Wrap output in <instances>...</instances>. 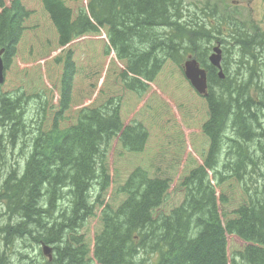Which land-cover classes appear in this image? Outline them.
Returning a JSON list of instances; mask_svg holds the SVG:
<instances>
[{
    "label": "trees",
    "instance_id": "1",
    "mask_svg": "<svg viewBox=\"0 0 264 264\" xmlns=\"http://www.w3.org/2000/svg\"><path fill=\"white\" fill-rule=\"evenodd\" d=\"M29 1L38 7L27 8L25 0H0L4 75L13 60L21 57L19 47L26 36L37 41L28 50L38 48V60L58 54L54 60L62 61L63 72L59 96L54 99L53 89H33V100H46V105L31 131L23 129V119L14 115L19 100L11 101V97L21 100L23 89L0 96V159L8 150L26 151L24 163L17 162L0 182V203L5 205L6 216L0 225V264H8L6 253L15 256L17 264H39L25 253L14 252L17 246L26 250L39 245L51 246L54 252L45 264H264V192L255 198L256 190L250 192L236 168V163L242 167L251 155L264 167V60L259 66L256 63L257 50H264V36L245 35L243 26L226 19L222 23L227 25L230 40L225 43L223 32L212 34V23L186 21L183 0H87L79 7L77 0ZM102 29L108 41L104 54L112 52L121 65L117 73L107 68L104 81L117 77L122 91L141 101L150 97L132 111L128 122L122 119L121 97L96 102L102 88L96 89L89 105L67 115L76 69L73 52L66 49ZM41 35L46 37L40 39ZM214 38L232 44L230 49L235 47L248 58L246 72L255 85L245 86L236 80V71L229 69L218 78L205 56L209 49L205 44ZM21 52L28 53L27 49ZM188 55L206 71L209 90L205 96L195 92L179 68V60ZM169 63L177 66L180 85L170 76L158 81ZM41 78L39 74L36 80ZM183 84L194 90L203 102L200 112L206 113V120H199V136L207 144L199 154L201 163L191 167L187 161L195 148L189 137L195 130L190 131L191 126L185 132L177 130L170 113V106L187 103L181 96ZM153 85L163 101L154 94ZM163 113L168 116L161 119ZM191 116L182 121L190 123ZM150 118L154 123L167 122L169 147L187 156L183 152L171 159L169 153L161 152L158 175L151 176L137 165L124 181L113 180L108 164L113 144L118 145V155L143 152L150 139L145 120ZM172 167L188 168L177 185L169 177L177 170ZM230 182L239 186L240 197L246 199L248 206L241 198L239 202L244 219L257 223L263 232L243 235L249 241L231 253L226 233L241 219L237 215L229 218V193L239 196ZM110 193L122 197L116 206L106 202ZM137 212L143 223L134 221ZM141 252L148 261L140 257ZM91 254H100L99 260Z\"/></svg>",
    "mask_w": 264,
    "mask_h": 264
},
{
    "label": "rangeland",
    "instance_id": "2",
    "mask_svg": "<svg viewBox=\"0 0 264 264\" xmlns=\"http://www.w3.org/2000/svg\"><path fill=\"white\" fill-rule=\"evenodd\" d=\"M86 1L87 0H77L75 2V6H84ZM24 4L29 9H36L38 7V3L29 0H25ZM183 4L185 9V19L192 25L211 24L214 22L215 18V24H211L213 35H215L214 30H218L220 31V33H222L227 27L226 24L222 23L220 18L221 14H224L226 19L227 16H229V19L235 18L238 23H244L243 27L246 32L245 35H251L253 33L255 34L256 32L258 35L264 36V0H183ZM165 16L168 17V15ZM159 20L161 19L155 21ZM150 34L154 36L155 33L152 31ZM45 37L46 36L42 35L39 36L40 39H43ZM223 40L225 43H229L230 35L226 34ZM33 42L36 43L37 41H34L32 37H24L23 42L19 47V55L21 57H16L13 60L10 69L7 71V73H5L4 83L0 86V90L4 92L16 90V88H22L24 90V95H26L28 98H25V103L23 100H19L20 102H18V104H16L15 106H19L17 108L18 110L20 108V105L23 104V110L22 112L20 109L18 111L16 110L14 115H17L19 117L20 114V117H22V119L29 126L30 131L34 126L35 121L40 120L38 118L40 102L38 100H33L35 95L33 89H35L36 86L49 90L53 89L52 96L54 99L55 97L59 96L60 78L63 72L61 64L62 61L61 63H56L54 60V57L58 56V54L54 53L47 58L38 60V48L33 52H29L28 49L29 47H31V44ZM160 42L161 39L159 38L156 43L158 44ZM36 45L37 47H39L38 44ZM107 45L108 41L105 35V30L102 29L100 30V33L98 35H85L81 39L73 42L66 49L73 52V59L75 61L76 69V74L73 81L74 97L72 101V108L67 113L68 116L73 115L76 110L78 111L82 106L89 105L96 96L95 94L97 88H102L103 90H101V94L99 95V97L96 98V102H103L109 97H121L122 107L124 109V111H122V119L126 122H128L129 120L128 116H130L135 108H138V105L140 103L144 104L149 100L150 97L148 98V96L143 98L141 101L134 95L122 91L121 86L117 81V77L116 79L112 77L106 82L104 81V75L107 68L114 70L115 73H117V71H119V69L121 68L120 63L117 62L112 52L110 55L104 54ZM205 45L209 47V49L205 52V56L207 59L213 54V49H218L220 51L222 74L227 73L228 69L231 71V73H233V71H236L235 77L237 81H241L245 86L248 84L255 85L254 81L246 72V68L248 67V58H243L245 55L243 53L239 54L235 47L230 49L232 44L224 45L223 43L216 40V38H214L210 40L209 45ZM26 49L28 53L21 52L22 50ZM66 50H64V52ZM187 59H191V56H183L181 60H179V68L183 69V65H185L184 62L187 61ZM263 60L264 50L260 48L257 50V66L262 64ZM175 71L177 72V66L169 63L165 67L163 73L159 74L160 76L157 77V79L159 78L158 81H162L163 79L169 78L168 76H170V79H174L175 81H177L178 85H180V83L183 82L179 79V74L177 75ZM95 72H98V75ZM39 74L42 76V78L38 81L36 80V77ZM262 79H264V76H262ZM183 85L185 93L181 96L186 99V105H175L174 107L170 105L169 106L170 113L173 114L171 118L174 121L177 130H179L180 132H185V128L187 126H191L190 131L195 130L194 133H192L189 137L195 148L194 156L190 155L191 159L187 161V163L190 165L189 167H191L193 165L201 163L199 154L203 149H205L207 144L206 140L203 137L199 136V124H201L200 122L206 120V113L200 112V106L203 102H199V100H197L195 93H193L194 90L188 85ZM151 88L153 91H155L154 94L159 96L160 102L163 101L164 98H162L159 91H156L157 86L153 85L151 86ZM250 94L252 97H254L256 93L255 91H251ZM181 110L184 111V114L182 116H180ZM190 114H192V116L190 117L192 121L188 124L183 122L182 119ZM167 116L168 114L163 113L161 119ZM131 118L133 119L134 117L132 116ZM138 118L143 119L142 116H138ZM145 121L149 126L148 129L150 132V139L143 152L118 155V145L116 143L113 144L112 150L108 157V164L110 165L111 172L113 173L111 174L113 180L124 181L126 175L137 165H140L147 169L150 172L151 176L158 175V159L161 160L158 155L161 152L169 153L171 159L178 158L183 152H185L174 147H169V137L165 132V126H167V122L159 120L157 123H154L153 119L151 118ZM249 148L255 149L256 147L255 145H249ZM251 152L253 153V151ZM25 153L26 151L24 149L20 151L19 147L17 155L16 152L14 153V151H11V155L9 154V156L7 157L8 164H0V177L3 176L10 168H14L17 162L19 164L24 163ZM186 156L187 153L185 152L183 154V157ZM220 160L222 162L223 158H220ZM259 162L260 160H257L251 155L249 159H245L243 161L242 167L236 163L238 174L246 178V181H244L246 187L250 190L251 193L256 190L254 192L255 198L259 195H262L264 192V167L260 165ZM180 163L187 166L185 160H180ZM172 168L177 169L176 167ZM187 169H177L171 171L169 173L171 183L177 185ZM230 183L234 188V192L239 196L229 193V218H235L234 215H237L241 219V222L235 224L233 227L231 226L230 229L228 228V231L226 233V241H228L227 245L229 253L235 250H240L245 244H247L244 241L249 240L246 238L245 240L243 235L246 234L247 236H260L263 234L257 223L244 219L245 212L243 208L240 207L239 202L241 198V201L244 203V205L248 206L246 199L244 197H240L241 190L239 186L236 183ZM108 197L109 198L106 199V202L113 206H116L122 198L121 196L114 195L113 193H110ZM2 212L3 210H1L0 208V213ZM5 220V217H2V219H0V225L4 224ZM134 221L143 223V220L139 219V213L136 214ZM93 224H95L94 221L91 223V226ZM77 235H79V233ZM18 251L25 253L29 257L32 256L34 262L36 263L45 264L43 259L38 254V247L26 248V250H23L17 246V248L14 249V252ZM39 251L41 252V248L39 249ZM71 251L75 253L73 247ZM6 255L8 264H17V258L15 256H10L7 253ZM91 255L94 256L97 260H99L100 258V254ZM140 255L148 261L145 254L141 252ZM44 258L46 259V257Z\"/></svg>",
    "mask_w": 264,
    "mask_h": 264
},
{
    "label": "water",
    "instance_id": "3",
    "mask_svg": "<svg viewBox=\"0 0 264 264\" xmlns=\"http://www.w3.org/2000/svg\"><path fill=\"white\" fill-rule=\"evenodd\" d=\"M2 51H0L1 54ZM214 53L210 58V62L213 66L215 67H220L219 65V60H220V56H219V50L215 49ZM2 71H3V66H2V61L0 58V83L2 82ZM185 77L186 79L190 82L191 86L200 94H204L205 93V89H206V74L204 71L200 70L198 68V65L196 64V62L191 61V62H187L185 63ZM221 76V72L219 74ZM45 254H48V252L46 250H44Z\"/></svg>",
    "mask_w": 264,
    "mask_h": 264
},
{
    "label": "bare ground",
    "instance_id": "4",
    "mask_svg": "<svg viewBox=\"0 0 264 264\" xmlns=\"http://www.w3.org/2000/svg\"><path fill=\"white\" fill-rule=\"evenodd\" d=\"M21 101H22V100H21ZM18 102H20V101H18ZM13 103H14V102H13ZM24 103H25V101H24ZM16 104H18V103H16ZM22 105H23V104H22ZM22 105H20V108H19V109L21 110V112H22V110H23V109H22ZM18 107H19V106L14 107V108L17 110ZM19 109H18V110H19ZM18 110H17V111H18ZM21 112H19V113H21ZM19 113H18V114H19ZM19 117H20V114H19ZM3 123H4V122H3ZM35 125H36V123H35ZM3 126H4V125H3ZM21 126H22V125H21ZM23 129H25V128H23Z\"/></svg>",
    "mask_w": 264,
    "mask_h": 264
}]
</instances>
